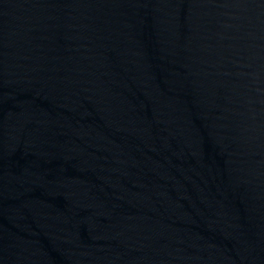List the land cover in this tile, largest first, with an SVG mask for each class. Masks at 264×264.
<instances>
[{"label": "water", "instance_id": "1", "mask_svg": "<svg viewBox=\"0 0 264 264\" xmlns=\"http://www.w3.org/2000/svg\"><path fill=\"white\" fill-rule=\"evenodd\" d=\"M0 264H264V0H0Z\"/></svg>", "mask_w": 264, "mask_h": 264}]
</instances>
